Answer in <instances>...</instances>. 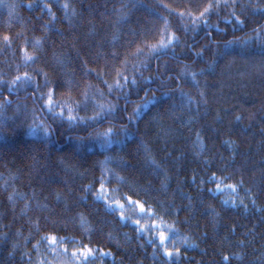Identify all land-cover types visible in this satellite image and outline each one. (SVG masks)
Returning <instances> with one entry per match:
<instances>
[{"label": "trees", "instance_id": "obj_1", "mask_svg": "<svg viewBox=\"0 0 264 264\" xmlns=\"http://www.w3.org/2000/svg\"><path fill=\"white\" fill-rule=\"evenodd\" d=\"M2 2L0 264H264V0Z\"/></svg>", "mask_w": 264, "mask_h": 264}, {"label": "snow or ice", "instance_id": "obj_2", "mask_svg": "<svg viewBox=\"0 0 264 264\" xmlns=\"http://www.w3.org/2000/svg\"><path fill=\"white\" fill-rule=\"evenodd\" d=\"M35 5L33 4H28V7L29 8H32L34 7ZM45 7H51L50 5H47L45 4ZM63 7L65 8L66 10V15H67V10H69L70 6L68 3H65L63 5ZM214 7H218L217 4H212V3H209L207 5V7L204 8V10L200 13V16L203 17L206 13H209L211 9H213ZM183 15V14H181ZM233 15H235L233 13ZM235 20L238 24H243L244 21L240 19L239 16H235ZM206 22V21H205ZM193 23H195V20H193ZM176 39V36L174 33H169L168 31V21L167 19H165L163 21V29L161 31V35H160V40H159V43L157 45H153L152 46V50L155 51L157 48L159 49H164V48H167L169 47L170 45L173 44V41ZM4 40L6 42L9 41V37L8 36H5L4 37ZM228 43H232L231 41H229ZM25 59L26 60H31L32 57L29 56L27 53H25ZM195 73H192V76L195 77ZM31 78L27 77V74H25V83L28 82V80H30ZM123 79L127 80V77H124ZM21 80V77H16V80H13L10 82V84L8 85L9 88H11L12 85H15L17 83V81H20ZM135 82V81H133ZM4 82L3 81H0V84H3ZM113 87V85H109V88L111 89ZM115 87L119 88V87H122V85L120 84L119 80L116 81V84H115ZM37 89H39V85H37ZM54 91V90H53ZM53 91H49L47 94H44V93H41V96L44 97L46 95V98L44 100V104L41 106V110H44V108L46 107L47 111L52 113L53 116H56V115H63L64 113L63 112H60V113H56L55 112V107L58 106L59 102H54L53 101ZM85 96H87V93H85ZM11 101L10 100H5L3 103H0V111H2L4 109V107L7 105V104H10ZM189 103H191V98L189 97ZM109 110H111V106H109ZM72 109L69 108L68 109V112L71 113ZM101 111H103V107L101 106ZM68 119L69 120H72L74 119V117H72L71 115L68 116ZM131 119V118H129ZM237 120H240L241 117L240 116H237L236 117ZM34 123H35V126L37 128H40L41 131L45 134V135H48L50 134L51 132V128L46 125L44 123V121L41 119L38 123L34 120ZM112 129H108V132H111ZM105 135H107V133H105ZM217 189L220 188V184L217 183ZM226 188H228L229 190H231L232 192H235L236 190V185H232V184H229V185H226L225 186ZM101 188H103V184L101 185ZM255 201H253L254 203ZM233 203H235V199H233ZM117 204H119V202H117ZM119 207L122 209L123 208V205H119ZM140 210L141 212L144 211V208H143V205H140ZM137 223H139V221H137ZM159 240H160V243L162 246H164L165 248V252L166 254L171 257L173 256V252L172 251H169L168 250V247H167V244L165 243V241H168L169 238L167 236H165V234L161 231L159 233ZM51 241L53 244L56 243V237H51ZM186 242V241H185ZM171 243L173 244V247H175V242L174 241H171ZM53 251H55V249H53ZM67 251V250H65ZM81 253L82 255L84 256L85 259H87L88 256L92 255V250L91 249H87L86 251L85 250H81ZM175 253L176 255H179V248L178 247H175ZM106 255V254H104ZM222 261H223V264H230V258L229 256L225 255L222 257Z\"/></svg>", "mask_w": 264, "mask_h": 264}, {"label": "rangeland", "instance_id": "obj_3", "mask_svg": "<svg viewBox=\"0 0 264 264\" xmlns=\"http://www.w3.org/2000/svg\"><path fill=\"white\" fill-rule=\"evenodd\" d=\"M2 0H0V6L2 5ZM68 258H64V257H61L59 259H57V263L56 264H83L81 258H77L75 256H73L71 259V261H67Z\"/></svg>", "mask_w": 264, "mask_h": 264}]
</instances>
